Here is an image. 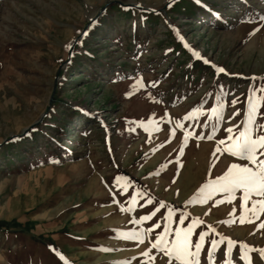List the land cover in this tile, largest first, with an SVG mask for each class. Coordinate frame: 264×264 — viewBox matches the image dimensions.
<instances>
[{
    "label": "rangeland",
    "instance_id": "rangeland-1",
    "mask_svg": "<svg viewBox=\"0 0 264 264\" xmlns=\"http://www.w3.org/2000/svg\"><path fill=\"white\" fill-rule=\"evenodd\" d=\"M0 264H264V0H0Z\"/></svg>",
    "mask_w": 264,
    "mask_h": 264
}]
</instances>
